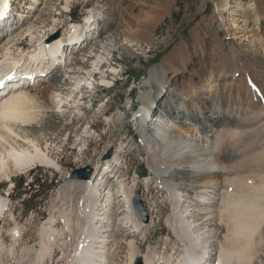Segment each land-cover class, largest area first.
Wrapping results in <instances>:
<instances>
[{
  "label": "bare ground",
  "instance_id": "6f19581e",
  "mask_svg": "<svg viewBox=\"0 0 264 264\" xmlns=\"http://www.w3.org/2000/svg\"><path fill=\"white\" fill-rule=\"evenodd\" d=\"M223 1L221 9L223 19L228 17L226 13L237 15V11L250 10L248 5L238 6L237 3L243 0ZM71 2L72 0H67L65 7L70 8ZM250 3L256 5L260 16H264L263 0H250ZM99 7L91 11L92 15L83 25L73 24L70 36H52L56 32L53 28L50 34L37 40L39 44L33 53L28 54L21 50V53L15 54L10 47L0 58V81L7 83L10 78L22 76L27 79L22 87L16 88L12 83L15 87L8 93L0 89V175L5 176L12 184L17 172L24 173L38 164L49 167H58L60 164L49 155L47 147L43 148L37 139L26 136L28 145L20 144L23 139L19 128L22 125L28 126L39 112V106L36 105L38 97L37 94H32L33 89L50 82L59 70L57 67L56 69L53 67L52 71L47 69L55 63L54 61L66 63L74 49L78 48L72 47L71 52L66 51L59 56L58 44L65 40L76 42L85 40V37H79L80 34L90 32L95 22L92 17L102 15L106 9ZM2 11L3 5H0L1 17L5 14ZM244 17L245 24L251 21L247 16ZM237 19L236 16H230L228 22L224 23L225 28L232 31L237 25L234 20ZM260 20H257L258 26ZM253 29L254 27L249 28L246 25L243 28L245 33H238L234 38L251 39ZM125 30L111 34L107 40H103L106 50L112 52L119 49L133 53L135 41L129 34L134 36L137 29L131 27L130 33ZM28 32L35 41L33 27ZM259 43L264 45V41ZM43 59H48V62H43ZM164 60L169 61L171 65L168 69L151 68L146 82L151 88L140 96L145 107L140 109V113H136L134 122H139L141 138L135 134L130 136L124 133V140H129L126 142L127 146L132 145L136 149L146 151L143 169L152 172L138 174L131 182L120 179L113 170L122 167L118 162L124 164L125 157L122 158L116 152L112 153L111 149L104 159L105 165L101 173L95 167L93 168L95 172H92L89 178H72L62 186L61 189L64 190L62 194L70 193V196H63L64 198H61L62 201L65 200L63 206L52 210L50 218L39 234V241L32 245L25 244L20 249L17 264H53L62 260L64 264H116L115 247L118 245L122 227L143 235L155 220L154 215L148 214L143 207L147 215V219L144 218L135 205L136 198L133 197L138 190L139 181L148 190L155 185L173 204L168 224L180 244L179 246L175 244L171 250L180 253L176 255L170 253L166 259L165 256L162 257L164 259L157 264H227L235 254L247 258L261 254L262 245L259 243L260 247L255 244L258 242L255 241V234L261 226L260 220L264 217V181L258 185L254 183L258 178V168H264V114L257 110L261 109L257 104L258 98L264 108L261 99L263 94L256 89L254 82L261 71L257 69L252 72L251 68L245 72L243 69L245 82H242L236 78L241 68L237 60L226 59L224 66L233 69L232 74L223 75L227 80L224 83H216L209 89L201 87L194 91L187 84L177 88L178 79L186 76L188 74L186 72L190 70L199 72L201 68L190 67L191 63L196 65L197 63L193 61L187 49L181 50L178 47L174 54L171 53ZM177 67L185 71L183 75L181 76V73L169 75L170 71L176 70ZM34 69L36 73L46 71L51 73L46 72L49 74L47 77L40 78L41 75L37 74L36 78H32L34 76L30 71ZM84 80L76 84V90L80 91L83 83L92 88L93 82H89V78ZM103 82L107 86L110 85L107 78L103 79ZM61 94H56L59 98L56 99L55 95L53 99L63 111L65 98ZM229 102L233 103L232 107L226 105ZM115 114L122 123L123 119H126L122 111ZM153 115L162 119L164 126L159 125L156 128ZM170 123L173 128L165 127ZM226 127H229V130ZM137 128L139 130V127ZM178 128L182 134H178L176 130ZM186 167H191L192 171L189 178L184 179L181 177V171ZM112 174L114 175L111 176ZM112 177H118V193L108 191L110 189L108 182ZM8 193L5 195L0 192V224L4 214L9 210ZM196 216H202L201 218L208 223L231 225L233 235L230 237L240 238V242L235 241L236 239L231 242L234 238L229 240L230 245L221 249L214 263L210 262L216 248L210 244L212 237L209 238L208 233L202 230L201 222ZM58 221L64 225L60 230L55 227ZM23 236V230L16 226L12 233L13 240L17 242ZM68 238L70 240H67ZM131 245L133 249L134 241H131ZM210 247L212 254L208 251ZM57 250L60 252V258L58 256L55 259ZM4 253L5 245L0 244V260ZM135 254L131 256L130 264H134ZM143 260V264H156L147 257Z\"/></svg>",
  "mask_w": 264,
  "mask_h": 264
},
{
  "label": "rangeland",
  "instance_id": "374dc122",
  "mask_svg": "<svg viewBox=\"0 0 264 264\" xmlns=\"http://www.w3.org/2000/svg\"><path fill=\"white\" fill-rule=\"evenodd\" d=\"M66 1L0 0L5 13L2 17L0 16V58L10 47L15 54L21 53V50L28 54L33 53L39 44L37 40L50 34L53 28L56 32L52 36H56L57 33L59 36H70L69 32L73 24L86 23L87 18L92 15L91 11L99 7L98 4L101 5L99 8L106 7L102 15L92 17L95 22L90 32L80 34L79 37H85V39L86 35L90 34L86 43L85 40L84 42L79 40L77 43H80V47L74 49L66 63L54 61L56 64L47 69L52 71L53 67L59 68L54 79L35 87L32 91V94H37L36 105L39 106V112L28 126L22 125L19 128L23 139L20 144L28 145L26 136L37 139L43 148L47 147L49 155L60 164L58 167L38 164L24 173L17 172V175L13 177V184L5 176L0 175V192L6 195L10 189L7 195L10 198L9 210L4 214L0 224V244L5 245V253L0 264H17L20 249L25 244L32 245L39 241V234L50 218V213L53 209L63 206L65 200L62 201L61 198L68 197L70 194H62L64 191L61 189L62 186L72 178L85 179L88 172H95L93 171L95 167L101 173L105 165L104 159L111 149L112 153L116 152L122 158L125 157L124 164L118 162V165L122 167L113 170L120 179L131 182L132 178L138 174L152 172L147 170L143 173L146 151L136 149L132 145L127 146L126 142L129 140H124V133L130 136L135 134L141 138L139 122H134V118L136 113H140V109L145 107L140 96L151 88L150 84L146 83L150 69L153 67L168 69L171 63L164 59L171 53L174 54L176 48L187 49L193 61L197 63V65L191 63L190 67L200 68L201 66L199 72L190 70L186 72L188 73L186 76L183 75L185 71L179 67L170 71L171 76L173 73L183 75V78L177 81V88L187 84L195 91L201 87L209 89L216 83H224L227 79L223 75L232 74L233 71L232 67L224 66V61L235 58L241 67L236 78L242 82H245V72L251 68H253L252 72L257 69L261 71L254 82L256 89L263 94L260 97L264 103V45L259 43L264 41V16L258 14L256 5L251 4L250 0L237 3L239 7L248 5L249 11H237V15L226 13L228 17L225 19L221 14L223 0H72L70 8L65 7ZM29 4L31 7H27ZM24 11L26 12L23 13ZM230 16L238 18L234 20L237 25L232 31L227 30L224 25ZM244 16L251 21L245 24ZM257 17L261 19L259 26ZM246 25L249 28L254 27L252 34L250 33L251 39L234 38L238 33H245L243 28ZM32 27L35 41L28 32ZM131 27L134 30L137 29L134 36L130 33ZM124 30L130 33V38H134L133 53L119 49H114L112 52L106 50L103 40H107L111 34L121 33ZM70 41L65 40L64 43ZM63 53L60 50L59 56ZM43 60L48 62V59ZM50 71L46 72L51 73ZM46 72H39L36 75H41L40 78L47 77L49 74ZM93 74L97 91L84 86L82 91L77 92L76 84L87 78L90 82ZM106 78L109 79V84L115 81L114 86L104 84L103 79ZM11 88L12 83L9 82L1 89L8 93ZM59 93H62L61 95L65 98L63 111L53 99ZM55 98L58 99L59 96L56 95ZM225 103L226 100H224ZM257 104L261 108L257 110L264 114L259 98ZM131 105H135L133 111L129 109ZM226 105L232 107L233 103L229 102ZM117 111L125 113L126 119H123V123L117 119L115 114ZM115 117L117 121L114 120ZM152 117L156 128L159 125L164 126L162 119L155 115ZM165 127L173 128L171 123ZM226 129L229 130V127ZM176 130L178 134H182L179 128ZM191 171V167H186L181 171V177L189 178ZM257 173L258 178L254 183L258 185L264 181V168H258ZM118 177L110 178L108 191L118 193ZM36 178L42 179L39 188L34 185ZM31 185H33L32 188ZM36 188L39 191L33 190ZM137 189L133 199L138 197L146 212L154 215L155 220L143 235L135 234L130 228L122 227L118 245L115 247L116 264H130L134 253H136L134 264H143V259L146 257L148 260H154L156 264L159 261L161 263V259H164L162 257L165 256L166 259L170 253L175 252L171 250L172 247L180 244L168 224L173 204L166 199V195L164 196L155 185L148 190L140 181ZM31 194L36 196L31 199ZM75 205L77 206V203ZM201 217H197L201 222V228L208 233L209 238L212 237L210 244L216 248L214 255L210 258V262L214 263L221 249L230 245L229 242L234 238L230 237L233 235L232 228L226 223H208ZM55 224L58 230L64 226L61 221ZM259 224L261 226L254 238L258 241L256 245H262L261 254L252 258L235 254L227 264H264V217ZM16 226L24 232L23 238L17 242L12 237ZM239 239L234 238L231 242L239 241ZM131 241H134L136 245L133 249ZM69 247H71L70 244ZM208 251L212 254L211 247ZM59 253L57 250L55 259ZM178 253L180 252L174 255ZM53 264H64V261Z\"/></svg>",
  "mask_w": 264,
  "mask_h": 264
},
{
  "label": "water",
  "instance_id": "95a60500",
  "mask_svg": "<svg viewBox=\"0 0 264 264\" xmlns=\"http://www.w3.org/2000/svg\"><path fill=\"white\" fill-rule=\"evenodd\" d=\"M56 36H59V33H57ZM143 173H145V171H143ZM91 174H92L91 171L88 172V173L85 175V178H89V177L91 176ZM135 202H136L135 205L138 207V209H139L141 215H142L144 218L147 219L146 212H145V210H144V208H143V206H142V203L140 202V200H139L138 197H136ZM140 264H141V263H140Z\"/></svg>",
  "mask_w": 264,
  "mask_h": 264
},
{
  "label": "trees",
  "instance_id": "16d2710c",
  "mask_svg": "<svg viewBox=\"0 0 264 264\" xmlns=\"http://www.w3.org/2000/svg\"><path fill=\"white\" fill-rule=\"evenodd\" d=\"M41 178H36V180H35V182L36 183H34V185H36V186H38V188L41 186ZM33 187V185H31V188ZM33 190H37V191H39L37 188L36 189H33ZM36 196V194L35 195H32L31 194V199L33 198V197H35Z\"/></svg>",
  "mask_w": 264,
  "mask_h": 264
}]
</instances>
